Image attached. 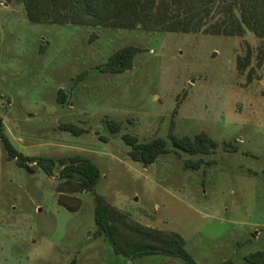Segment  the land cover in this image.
<instances>
[{
  "label": "rangeland",
  "instance_id": "1",
  "mask_svg": "<svg viewBox=\"0 0 264 264\" xmlns=\"http://www.w3.org/2000/svg\"><path fill=\"white\" fill-rule=\"evenodd\" d=\"M175 2L157 0L132 30L32 23L22 0H0V126L26 157L87 158L101 171L94 192L67 195L80 203L70 212L57 201L60 166L51 175L22 167L0 139V264H186L116 255L97 233L95 193L143 226L181 235L198 264H250L264 252V38L223 32L228 8L241 21L249 0ZM126 47L138 50L133 67L106 71ZM200 133L218 146L192 155L171 144L170 135ZM124 135L164 139L168 152L145 167Z\"/></svg>",
  "mask_w": 264,
  "mask_h": 264
},
{
  "label": "trees",
  "instance_id": "2",
  "mask_svg": "<svg viewBox=\"0 0 264 264\" xmlns=\"http://www.w3.org/2000/svg\"><path fill=\"white\" fill-rule=\"evenodd\" d=\"M27 18L32 23L50 22L53 24H74L92 26H110L114 28L136 29L146 25L145 19L151 15L157 0H22ZM176 4L179 3L175 0ZM242 2V1H241ZM227 24L231 27L224 29L226 35H232V27L237 30L235 35H242L246 30L259 38H264V0H249L242 4L241 21L228 8ZM186 17V16H185ZM174 19V18H173ZM167 31L179 30L182 18L173 20ZM138 53L134 47H126L114 54L108 60L105 70L111 73H123L133 67V60ZM251 49L245 58L238 59V67L245 70L252 63ZM60 91V95H61ZM61 100V99H60ZM113 131L118 130L114 122H109ZM62 129L78 134L72 125H64ZM0 139L7 151L10 161L27 169L36 164L46 174L51 175L60 166V179L63 184L58 187V204L70 212L79 209L80 203H68L69 193L94 192L101 178L99 167L87 158L54 159L44 157H26L11 143L4 129L0 126ZM173 147L192 155L204 154L215 149L218 144L205 133L197 134L194 139L170 135ZM124 143L131 147L130 155L133 160L145 167L153 164L160 155L168 152V141L157 138L141 143L130 135L123 136ZM94 220L97 233L103 235L111 244L116 255L129 260L145 256L161 255L181 259L186 264H198L186 249V242L177 233L167 232L143 226L129 216L109 205L102 196H94ZM250 264H264V252H255L246 257ZM68 264H76L71 261Z\"/></svg>",
  "mask_w": 264,
  "mask_h": 264
}]
</instances>
